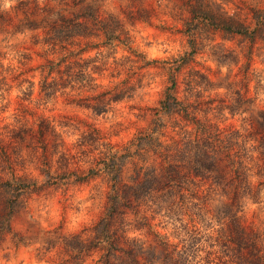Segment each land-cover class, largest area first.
I'll use <instances>...</instances> for the list:
<instances>
[{
	"label": "clouds",
	"instance_id": "1",
	"mask_svg": "<svg viewBox=\"0 0 264 264\" xmlns=\"http://www.w3.org/2000/svg\"><path fill=\"white\" fill-rule=\"evenodd\" d=\"M0 264H264V0H0Z\"/></svg>",
	"mask_w": 264,
	"mask_h": 264
}]
</instances>
